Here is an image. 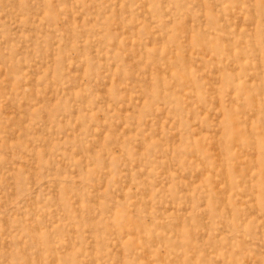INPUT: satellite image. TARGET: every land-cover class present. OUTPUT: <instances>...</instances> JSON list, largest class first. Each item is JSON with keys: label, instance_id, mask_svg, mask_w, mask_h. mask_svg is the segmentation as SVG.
<instances>
[{"label": "rangeland", "instance_id": "obj_1", "mask_svg": "<svg viewBox=\"0 0 264 264\" xmlns=\"http://www.w3.org/2000/svg\"><path fill=\"white\" fill-rule=\"evenodd\" d=\"M0 264H264V0H0Z\"/></svg>", "mask_w": 264, "mask_h": 264}, {"label": "bare ground", "instance_id": "obj_2", "mask_svg": "<svg viewBox=\"0 0 264 264\" xmlns=\"http://www.w3.org/2000/svg\"><path fill=\"white\" fill-rule=\"evenodd\" d=\"M174 58V57H173ZM251 135V134H250ZM219 161V160H218ZM223 172V171H222ZM226 174V173H225ZM224 175V174H223ZM225 178V177H224ZM226 182V181H225Z\"/></svg>", "mask_w": 264, "mask_h": 264}]
</instances>
